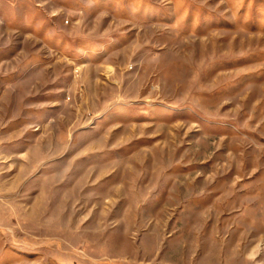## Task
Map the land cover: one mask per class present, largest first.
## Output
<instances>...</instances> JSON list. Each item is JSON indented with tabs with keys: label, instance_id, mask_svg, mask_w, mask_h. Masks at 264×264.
<instances>
[{
	"label": "rangeland",
	"instance_id": "rangeland-1",
	"mask_svg": "<svg viewBox=\"0 0 264 264\" xmlns=\"http://www.w3.org/2000/svg\"><path fill=\"white\" fill-rule=\"evenodd\" d=\"M0 264H264V0H0Z\"/></svg>",
	"mask_w": 264,
	"mask_h": 264
},
{
	"label": "crops",
	"instance_id": "crops-1",
	"mask_svg": "<svg viewBox=\"0 0 264 264\" xmlns=\"http://www.w3.org/2000/svg\"><path fill=\"white\" fill-rule=\"evenodd\" d=\"M19 31H23L22 27L21 26H18V29Z\"/></svg>",
	"mask_w": 264,
	"mask_h": 264
}]
</instances>
